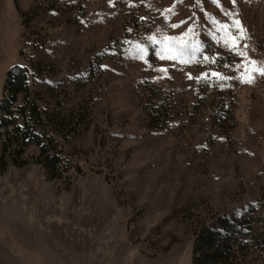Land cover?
<instances>
[{
	"label": "rangeland",
	"instance_id": "obj_1",
	"mask_svg": "<svg viewBox=\"0 0 264 264\" xmlns=\"http://www.w3.org/2000/svg\"><path fill=\"white\" fill-rule=\"evenodd\" d=\"M14 66L77 134L0 170V264H192L219 218L264 264V0H0V100Z\"/></svg>",
	"mask_w": 264,
	"mask_h": 264
},
{
	"label": "trees",
	"instance_id": "obj_2",
	"mask_svg": "<svg viewBox=\"0 0 264 264\" xmlns=\"http://www.w3.org/2000/svg\"><path fill=\"white\" fill-rule=\"evenodd\" d=\"M29 95L27 70L14 66L7 73L0 100V170L4 171L8 162L14 167L27 165L25 151L34 145L38 150L34 162L41 166L46 179H63L72 166L63 156L59 138L67 143L77 134L76 129L68 135L46 131L44 116L48 115L40 111ZM242 223L239 219L219 218L215 226L199 229L193 242L192 264H235V250L240 247L235 248L243 237Z\"/></svg>",
	"mask_w": 264,
	"mask_h": 264
}]
</instances>
